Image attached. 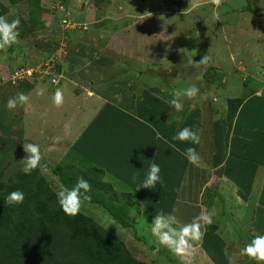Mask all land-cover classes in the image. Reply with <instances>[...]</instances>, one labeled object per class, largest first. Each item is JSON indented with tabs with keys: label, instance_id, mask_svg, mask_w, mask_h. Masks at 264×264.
Returning a JSON list of instances; mask_svg holds the SVG:
<instances>
[{
	"label": "rangeland",
	"instance_id": "1",
	"mask_svg": "<svg viewBox=\"0 0 264 264\" xmlns=\"http://www.w3.org/2000/svg\"><path fill=\"white\" fill-rule=\"evenodd\" d=\"M40 3L45 11L42 14L45 29L27 35L22 20L29 17L31 0L17 4L0 0V15L9 21L20 20L21 41L0 50V148L13 149L5 163L7 174L23 168L19 162L26 156L24 143L39 144L42 160L38 167L58 193L65 187L47 160L53 162L56 157L63 165L73 164L70 152L77 150L91 159L90 163L97 164L92 166L108 165L109 159H118L113 160V169L121 163L123 171L129 168L132 171L131 167L136 165L131 162L128 166L125 152L129 155L133 144L130 142L134 140L138 161L149 167L150 160L155 159L163 184L140 189V182L135 183L138 191L135 200L141 203V209L127 201L110 202L127 219L128 226L119 223L107 207L93 202L99 195L94 187L91 200L80 211L125 242L137 260L148 264H258L240 252L256 235H264V173L259 166L229 158L225 142L230 99L253 94L246 100L245 108H240L238 120L247 123L244 129L247 137L249 129L264 130V0H221L219 5L213 0H40ZM67 18L82 29L68 31L63 24ZM98 52L99 61L98 56L92 55ZM208 52L211 62L197 66L195 63ZM68 57L76 60L75 66ZM108 58L111 61L107 63L108 71L96 72V67ZM49 61L63 68L58 86L46 79L49 70L47 73L42 70ZM79 67L88 69V74L81 76ZM72 68L76 73L73 82L66 77ZM24 71L32 79L34 73L39 74L40 82L23 85ZM97 73L100 75L96 78ZM16 74L19 76L14 77ZM193 84L200 89V95L194 100L184 98V109L177 112L169 103L173 90ZM38 86L44 89L43 95L36 94ZM57 88L64 92L61 107L52 101ZM20 91L30 93L31 102L8 110V99ZM85 97L91 102L85 101ZM100 105L102 109L111 106L114 111L110 107L108 115L103 114L104 110L100 114ZM114 113L123 120L113 121L110 115ZM186 126L199 130L201 143L194 147L202 158V167L209 169L196 208L194 202L183 201L191 197L181 191L184 168L188 167L181 153L193 145L172 140ZM134 127L141 131V138L139 134L133 138ZM128 130H132L130 135ZM220 159L222 166L216 164L215 172H211L213 163ZM123 175L133 181L132 175ZM194 178L204 181L202 175ZM186 181H190L189 173ZM211 185L216 186L211 192L217 195L212 206L217 213L214 217L217 232H210L205 226L202 240L195 244V252L188 258L178 257L159 245L149 227L157 212L171 213L173 208L178 209L177 226H183L202 208L208 209L200 204Z\"/></svg>",
	"mask_w": 264,
	"mask_h": 264
},
{
	"label": "trees",
	"instance_id": "2",
	"mask_svg": "<svg viewBox=\"0 0 264 264\" xmlns=\"http://www.w3.org/2000/svg\"><path fill=\"white\" fill-rule=\"evenodd\" d=\"M9 1L17 4L21 0ZM31 2L28 19L22 20L27 35L45 29V22L42 20L45 11L40 0ZM49 64L52 67L51 73L45 77L50 79L54 86H58L63 68L57 62ZM42 70L46 71L47 67ZM38 75L34 73V79L26 75L22 84L29 82L34 86L40 82ZM12 76L10 75V80ZM55 76L59 79L58 84L52 81ZM149 92L147 94L152 95ZM252 95L229 100L225 149L228 150L229 158L243 160L258 167L264 166V130H255L251 137L245 138L232 135L235 118ZM12 151L11 148H0V264H148L137 260L125 242L112 235L91 216L82 211L75 217L66 215L57 202V192L39 167L30 175H26L23 168L7 174L5 163ZM90 160L88 159L86 167L76 164L63 165L56 157L53 162L47 160V163L64 187H71L80 176L85 177L92 188H95L94 192L99 193L93 202L107 207L119 223L128 226L127 219L116 212L110 202L107 205L103 201L107 198L112 200L113 204L127 201L138 209H141V203L134 200L131 192L118 191L112 183L104 181V169L92 166L94 164L89 165L92 161ZM220 160L217 162L218 166H222V159ZM207 181L208 177L200 182V186ZM14 190L24 192V202L19 205H7L5 199ZM216 196V192L212 193L210 188H207L202 205L211 210ZM197 201L193 203L195 208L198 207ZM206 227L213 233L219 229L215 223Z\"/></svg>",
	"mask_w": 264,
	"mask_h": 264
},
{
	"label": "clouds",
	"instance_id": "3",
	"mask_svg": "<svg viewBox=\"0 0 264 264\" xmlns=\"http://www.w3.org/2000/svg\"><path fill=\"white\" fill-rule=\"evenodd\" d=\"M213 2L219 5L221 0H213ZM146 13L151 15L149 12ZM19 26V19L9 21L6 16L0 15V50H6L13 45H19L21 43L19 39ZM181 51L187 52L185 49ZM191 54L194 57L196 52L193 51ZM211 59L212 57L208 52L199 63L195 64L197 66L201 64L207 65L211 62ZM191 62L193 63V61ZM36 94L43 95L44 89L38 86ZM198 95H200V89L193 84L187 88L173 90L172 99L169 103L177 112H180L184 109V98L194 100ZM52 101L56 107H61L63 105V89L57 88L55 90L52 95ZM30 102L31 94L20 91L17 92L15 96L8 99L6 107L8 110L12 111L18 106L22 107L28 105ZM172 140L188 142L193 145L187 147L181 154L185 156L190 164L197 167L202 166V158L194 147V145H199L201 143V134L198 129L186 126L176 132L172 136ZM23 150L26 156L19 163L23 165V172L26 175H30L40 165L42 160L41 148L40 145L36 143H24ZM160 171L161 169L159 165L155 163V159L150 160L148 171L144 179L140 182V189H153L157 183L163 184ZM132 179L135 183L138 177L134 175ZM91 189L92 185L89 181L85 177L80 176L71 187H65L57 193V202L66 215L75 217L84 203L91 200ZM24 199L25 194L22 190H14L7 195L5 203L10 206L19 205L24 202ZM177 211L178 209L173 208L171 213H165L163 211L157 212L149 227L152 236L156 238L159 245L166 247L178 257L188 258L194 254L195 244L203 238L204 233L202 229L214 223V217L217 213L215 208L211 210L202 208L200 213L195 216L191 222L177 227L178 222L174 215ZM228 230H232L231 225H228ZM240 254L257 261L258 264H264V235H256L250 243L243 246Z\"/></svg>",
	"mask_w": 264,
	"mask_h": 264
},
{
	"label": "crops",
	"instance_id": "4",
	"mask_svg": "<svg viewBox=\"0 0 264 264\" xmlns=\"http://www.w3.org/2000/svg\"><path fill=\"white\" fill-rule=\"evenodd\" d=\"M78 53H79V51H78ZM93 54H95V56H98V58L96 59V60H98V59H100V54H99V52H98V54H96V53H92V55ZM69 58V61L72 63V62H74L73 60H74V58L72 57H68ZM86 61L88 62L89 61V59H86ZM99 61V60H98ZM97 61V63H99L100 64V62H98ZM102 61V60H101ZM110 64L111 63V61H110V59L108 58V59H103V63H101L102 64V66H99V67H96L97 68V70H96V72H100V69L102 70V71H108V64ZM107 64V65H106ZM76 65V60H75V62H74V66ZM73 66V67H74ZM86 66H88V68H90V66L88 65V64H86ZM94 68V67H93ZM96 68H94V69H96ZM77 70H78V72L80 73V75L82 76V74H88V69H86V68H77ZM92 70V69H91ZM98 75H100V73L98 74H96V78H97V76ZM75 76H76V73H75V68H72V70H70V73H69V75L68 76H66V77H69L70 78V80H72L71 82H73V80L75 79ZM88 78H90V77H88ZM95 78V77H94ZM71 86L72 85H70V91H71ZM73 92V91H72ZM78 92V91H77ZM76 92V93H77ZM81 94V93H80ZM87 96H88V93H87ZM96 100H98V99H96ZM85 101H90V99H86V97H85ZM91 102V101H90ZM246 103V102H245ZM244 103V104H245ZM94 104H96L95 102H94ZM247 104V103H246ZM246 104L244 105V107H242V109H244L245 108V106H246ZM102 106L103 105H100V114L102 113V111H103V114L104 115H108L109 113V108L111 107H109V106H107L106 108H108V109H104V107H103V109H102ZM102 110V111H101ZM110 110H112V111H114L113 110V108L111 107L110 108ZM240 113H241V111L239 110V113H238V115H237V120H235V122H234V125H233V129H232V135H235V136H240V137H243V138H245V137H247V133H245V130L244 129H247V123L246 122H244V119H241V121L240 120H238V117H239V115H240ZM115 114H117V113H114V115H110V116H112V120L113 121H115V120H121L123 117L121 116V115H119V114H117V115H115ZM142 116H144L143 114H141ZM103 116V115H102ZM192 116V115H191ZM192 118H193V116H192ZM108 120V119H107ZM123 120V119H122ZM109 121V120H108ZM121 122V121H120ZM120 122H118L117 123V125L120 123ZM172 123H175V121L174 122H172ZM121 124H123V121H122V123ZM127 124H129V122L127 123ZM116 124H114V126H115ZM199 125H201L200 124V121H198V124H197V126H199ZM136 126V125H135ZM135 128L136 127H134L133 129L135 130ZM203 128V127H202ZM262 128V127H261ZM129 129H130V127H129ZM139 129H141V128H139ZM203 130V133H204V130H205V128H203L202 129ZM129 131V133H128V135H130V132L132 131V130H128ZM126 132V131H125ZM124 132V133H125ZM253 132H255V129H249V133H250V135H249V137H251L252 135H253ZM140 133H141V131L140 130H135V135H134V137L133 138H135L138 134H139V137L141 138V135H140ZM122 136L123 137H125L126 135H123L122 134ZM132 145L129 147V155H128V152H125V156H128V166L130 167L131 166V162L133 163H135V165L136 166H133V167H131L132 168V171H130V168L127 170V171H123V167L121 166V163H119L118 164V166L115 168V169H113L111 166L112 165H115L114 163H115V161H117L118 162V159H109V163H108V165L106 164V165H104L103 164V166L102 165H100V168H102V169H104V171H105V176H104V181H106V182H110V183H112L113 184V186L115 187V189L116 190H118V191H121V192H131L132 194H133V198H134V200H135V198L137 197V195H138V191H137V187H135V183L137 182H141L143 179H144V177H145V174L147 173V171H148V166H146V165H142L139 161H138V157H137V155H135V147H134V143H137V142H135L134 140H132L131 142H130ZM87 146H88V144H87ZM73 151H76V153H74ZM73 151H71L70 152V155H71V157H72V159H74L75 161H74V163L73 164H76L77 166H79V167H86V166H88V165H86V163L88 162V159L89 158H87V157H83V156H81V154L80 153H77L78 151L77 150H73ZM74 153V154H73ZM76 154V156H74ZM184 156V155H183ZM106 157V156H105ZM129 158H131V159H129ZM214 158V157H213ZM113 160H115V161H113ZM236 160H239V159H236ZM111 161H113V162H111ZM136 161H138V164H136ZM214 161V160H213ZM239 161H242V160H239ZM187 163H188V167H185L184 168V170L186 169V172H185V175H184V177H185V183H183V185H182V189H181V191H183L182 192V194H186V195H188V196H190L191 198H187V199H183V201H192V202H196V200H198L199 201V199H200V195H201V191H200V188L199 187H201L200 186V182L198 181V179L197 180H195L196 178H194V176L196 175L198 178L200 177V175H202L203 176V178H204V180H205V174H206V170H209V169H207V167H202V166H199V167H197V166H195V165H193V164H190L189 162H188V160H187ZM214 163H215V165H214ZM213 163V166H212V169L210 170L211 172L212 171H214L215 172V167H216V162H214ZM189 164H190V167H189ZM89 165H92V163H89ZM94 165H97L96 163L94 164ZM259 167H261V172H262V174L264 173V166H259ZM138 173V174H133V173ZM123 173H128V174H130V175H132V177L134 176V175H136L137 177H138V179H137V181L134 183L133 181H131L130 179H127V178H125L124 177V175H123ZM188 173H189V180L190 181H186V179H187V175H188ZM117 175H120V177L118 176V178H117ZM264 175V174H263ZM219 179H222L221 177V175H219ZM199 185V186H198ZM207 185V184H206ZM253 185H255V184H253ZM252 185V186H253ZM157 186H159V184L157 185ZM158 188V187H157ZM156 188V189H157ZM208 188H210V190H215L214 188H216V186L214 185H211V186H208ZM156 191H158V189L156 190ZM107 197V196H106ZM106 200H108V202H112V200H110L109 198H107ZM198 201H197V206H199V203H198ZM200 201H201V199H200ZM114 202V201H113ZM200 206L202 207V203L200 204ZM189 211V210H188ZM176 213H174V215H175ZM176 215H178V214H176Z\"/></svg>",
	"mask_w": 264,
	"mask_h": 264
},
{
	"label": "built area",
	"instance_id": "5",
	"mask_svg": "<svg viewBox=\"0 0 264 264\" xmlns=\"http://www.w3.org/2000/svg\"><path fill=\"white\" fill-rule=\"evenodd\" d=\"M63 24L66 26L67 30H68V31H71V32H75V31H78V30L82 29V27H81L80 25L71 22L68 18L63 20ZM83 29H84V28H83ZM85 29H86V28H85ZM45 63H46V62H45ZM49 63H51V61H49V62L47 63L48 65L45 64L43 67H47V69H48L49 72H50V69H51L52 67H51V65H50ZM53 63H55V62H53ZM51 64H52V63H51ZM48 70H46V71H44V72L47 73ZM50 73H51V72H50ZM25 75H28V76H29V74L27 73V71H24V75L21 73V76H22L23 78L25 77ZM17 76H19V75L16 74L14 77H17ZM14 77H13V78H14ZM30 77H32V76H30ZM52 81H53L54 84H58V83H59V79L57 78V76H55V77L53 78Z\"/></svg>",
	"mask_w": 264,
	"mask_h": 264
}]
</instances>
